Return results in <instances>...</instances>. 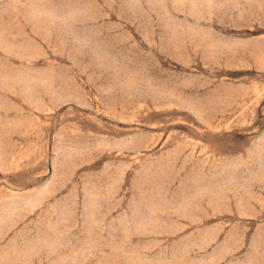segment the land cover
<instances>
[{
  "label": "rangeland",
  "instance_id": "1",
  "mask_svg": "<svg viewBox=\"0 0 264 264\" xmlns=\"http://www.w3.org/2000/svg\"><path fill=\"white\" fill-rule=\"evenodd\" d=\"M0 264H264V0H0Z\"/></svg>",
  "mask_w": 264,
  "mask_h": 264
}]
</instances>
